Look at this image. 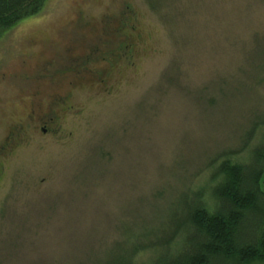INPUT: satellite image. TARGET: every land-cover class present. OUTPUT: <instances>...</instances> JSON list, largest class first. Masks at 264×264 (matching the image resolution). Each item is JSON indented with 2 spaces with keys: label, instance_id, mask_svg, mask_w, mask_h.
Segmentation results:
<instances>
[{
  "label": "rangeland",
  "instance_id": "374dc122",
  "mask_svg": "<svg viewBox=\"0 0 264 264\" xmlns=\"http://www.w3.org/2000/svg\"><path fill=\"white\" fill-rule=\"evenodd\" d=\"M263 40L264 0H48L0 37V264H107L166 220L264 120Z\"/></svg>",
  "mask_w": 264,
  "mask_h": 264
},
{
  "label": "trees",
  "instance_id": "16d2710c",
  "mask_svg": "<svg viewBox=\"0 0 264 264\" xmlns=\"http://www.w3.org/2000/svg\"><path fill=\"white\" fill-rule=\"evenodd\" d=\"M47 1L0 0V37L40 14ZM146 1L155 12L165 2ZM259 55L264 62V43ZM195 176L161 224L123 227L107 264H264V120ZM144 254L147 262L140 261Z\"/></svg>",
  "mask_w": 264,
  "mask_h": 264
},
{
  "label": "flooded vegetation",
  "instance_id": "af4514ba",
  "mask_svg": "<svg viewBox=\"0 0 264 264\" xmlns=\"http://www.w3.org/2000/svg\"><path fill=\"white\" fill-rule=\"evenodd\" d=\"M16 137V136H15ZM14 139V138H13Z\"/></svg>",
  "mask_w": 264,
  "mask_h": 264
}]
</instances>
